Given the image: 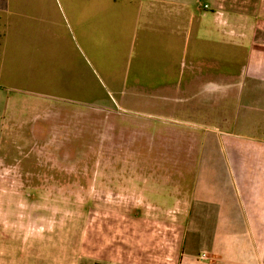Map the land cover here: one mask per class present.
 <instances>
[{"label":"crops","instance_id":"1","mask_svg":"<svg viewBox=\"0 0 264 264\" xmlns=\"http://www.w3.org/2000/svg\"><path fill=\"white\" fill-rule=\"evenodd\" d=\"M55 105L122 110L138 119L120 132L134 123L151 141L183 130L196 147L177 264H264V0H0V144L29 146L26 157L51 144L32 114ZM0 161L33 174L20 157ZM142 236L143 251L119 233L100 257H59L40 237L34 260L160 264L159 234Z\"/></svg>","mask_w":264,"mask_h":264},{"label":"rangeland","instance_id":"2","mask_svg":"<svg viewBox=\"0 0 264 264\" xmlns=\"http://www.w3.org/2000/svg\"><path fill=\"white\" fill-rule=\"evenodd\" d=\"M50 109L33 113L32 122L34 135L54 138L51 144L32 145L28 157L21 150L29 146L0 144L2 153L20 157V168L30 165L33 173L14 175V170L7 175L0 161V264L28 257L35 264L40 248L46 249L40 237L56 239L47 241L46 250L59 257L72 251L108 255L104 246L112 239L118 244L119 233L137 243L138 251L144 250L142 234L158 233L164 244L159 263H172L175 256L177 264L186 218L182 174L186 152L196 145L183 144L186 134L175 127L159 128L152 141L148 129H136L134 123L120 132V123L138 118L118 109ZM76 233L78 240L71 241Z\"/></svg>","mask_w":264,"mask_h":264}]
</instances>
